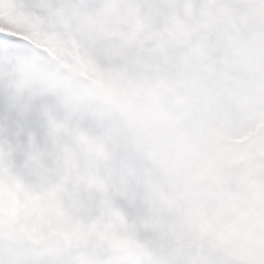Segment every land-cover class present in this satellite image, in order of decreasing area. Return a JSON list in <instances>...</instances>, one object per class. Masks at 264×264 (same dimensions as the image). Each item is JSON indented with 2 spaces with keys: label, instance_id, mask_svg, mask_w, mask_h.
Instances as JSON below:
<instances>
[{
  "label": "rangeland",
  "instance_id": "374dc122",
  "mask_svg": "<svg viewBox=\"0 0 264 264\" xmlns=\"http://www.w3.org/2000/svg\"><path fill=\"white\" fill-rule=\"evenodd\" d=\"M186 5L171 14L153 10L119 19L121 31L131 30L138 46L137 61L118 68L100 58L89 63L66 21L62 29H49L56 34V44L64 41L74 48L80 66L73 60L70 67L79 69V77L87 84L86 94L100 102L96 110L104 106L98 95L103 91L111 97L112 110L118 115L107 144L108 155L116 151L109 158L92 152L93 140L87 134L81 135L79 143L73 142L66 127L54 134V142L68 154L70 168L83 169L91 183L98 178L105 181L96 188L100 194L97 207L101 217L105 207L109 213L106 222L93 224L88 232L68 223L59 189L52 191L57 185L62 188L67 171L59 179L41 175L33 181L31 173L20 171L6 142H0V179L9 184L10 191V209L3 215L6 229L41 245L57 241L50 249L53 259L69 252L63 237L71 239L72 251L78 252L77 242L97 235L105 243L91 244L89 249L106 255L102 264H243V260L257 264L264 257V215L253 209L264 203V169L260 166L264 164V154L260 155L264 143L248 140L244 132L253 124L246 119L258 124L264 119V108L255 94L258 82L264 84V0H192L190 4L186 0ZM215 14L224 18L217 22L212 17ZM11 15L0 11V17ZM13 24L0 25V32L20 34L21 28L38 26L29 14L17 16ZM206 34L210 44L204 48L200 38ZM180 48L182 52L172 57ZM212 99L215 109L210 112ZM8 104L0 97V113ZM201 119H206L203 125ZM138 148L140 163L129 162ZM193 153L200 157L210 154L211 160L203 162L205 169L188 167L174 176L180 157ZM153 156L155 165L160 162L158 171H152ZM207 172L217 180L212 184L215 189L205 192L207 207L200 212L196 207L201 202L195 201L204 189L200 178ZM257 190L260 194L254 195ZM216 200L228 212L225 227L216 229H223L227 240L234 243L233 259L228 243L219 247L222 251L213 248L211 255L200 252L190 259L177 246H188L179 243L186 235L183 226L191 217L205 218L212 212L207 210L208 203ZM4 206H0L1 213ZM160 211L169 214L157 216Z\"/></svg>",
  "mask_w": 264,
  "mask_h": 264
},
{
  "label": "snow or ice",
  "instance_id": "6c2138e0",
  "mask_svg": "<svg viewBox=\"0 0 264 264\" xmlns=\"http://www.w3.org/2000/svg\"><path fill=\"white\" fill-rule=\"evenodd\" d=\"M16 9L9 18L0 17V25L14 27L17 16L27 14L28 5L20 0H11ZM186 0H51L48 7L67 22L85 59L92 63L100 58L103 63L120 65L135 59L138 41L133 39L131 30L121 31L117 21L131 13L143 14L156 11H181ZM142 18V17H141ZM20 31V29H19ZM31 45L24 39H18L13 32H0V61L14 65L17 58L30 50ZM15 74H10V77ZM98 95L104 102L101 110L75 103L71 108L65 106L56 96H37L21 108L9 104L0 113V138L6 142L20 171L29 174L30 179L38 181L41 175H54L57 179L67 171V179L59 189V200L64 210V220L79 226L88 232L93 224L106 222L109 209L104 208L101 217L97 204L100 194L96 191L105 181L98 178L95 183L83 169H72L68 163V154L54 142L55 131L66 127L73 134V142L79 143L82 134L93 140L91 150L95 153H107V144L112 135L113 124L118 115L112 110L111 97L106 92ZM79 157L77 156V159ZM80 177H83L81 179ZM5 217L0 214V242L11 247L24 244L40 246L41 243L22 237L17 231L5 228ZM101 229L96 228L99 234ZM69 252L58 258L41 253L24 252L11 256L0 264H102L106 255L93 252L89 245L105 243L99 238L80 244L78 252L72 251L73 242L67 237ZM47 243V242H43Z\"/></svg>",
  "mask_w": 264,
  "mask_h": 264
},
{
  "label": "clouds",
  "instance_id": "9594fccd",
  "mask_svg": "<svg viewBox=\"0 0 264 264\" xmlns=\"http://www.w3.org/2000/svg\"><path fill=\"white\" fill-rule=\"evenodd\" d=\"M23 3L28 5L26 12L38 26L21 28L16 35L31 48L21 54L14 65L0 61V97L6 98L13 108H21L37 96H56L69 108L75 103L98 107L100 102L86 94L87 84L79 77V69L65 68L61 62L62 52L56 48L50 51L51 45L43 38V33L51 28L62 29L64 22L48 7L51 0H23ZM0 11L13 13L16 9L11 0H0ZM10 74L15 76L10 77ZM0 142H4L2 138ZM56 244L53 240L46 245L11 247L0 242V261L6 262L11 256L24 252L41 253L47 258Z\"/></svg>",
  "mask_w": 264,
  "mask_h": 264
}]
</instances>
